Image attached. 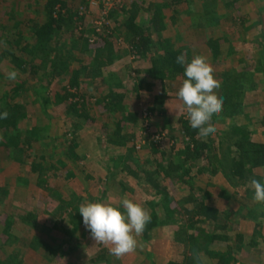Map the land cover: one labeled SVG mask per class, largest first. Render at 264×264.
<instances>
[{"label":"rangeland","instance_id":"obj_1","mask_svg":"<svg viewBox=\"0 0 264 264\" xmlns=\"http://www.w3.org/2000/svg\"><path fill=\"white\" fill-rule=\"evenodd\" d=\"M45 1L0 0V96L9 91L6 98L20 103L26 113L16 128H0V264H217L187 239L192 232L204 244L203 228L222 236L209 248L229 254L228 245L232 246L233 264H264V204L254 201L250 186L251 179L264 183V170L253 169L247 183L237 184L227 177L228 147L241 137L234 131L244 128L254 141H264V0H67L81 20L77 26H65L59 41L52 44L75 57L72 68L81 71L78 88L68 84L72 72L50 81L48 61L33 76L5 56L11 46L7 33L22 29L19 35L31 42L34 27L45 19ZM163 2L171 6L164 9L166 29L158 32V26H153V42L169 37L176 47L188 49L191 59L206 57L223 99L222 112L211 121L215 134L202 139L197 131V137L209 144V155L220 154L225 167L204 174L195 168L194 176L184 180L167 176L166 170L173 168L164 170L159 162L176 165L190 142L181 125L187 113L177 96L186 77L162 81L153 76L151 57L135 54L125 26L134 8L138 22L147 24L153 6ZM16 19L22 22L18 26ZM84 35L91 53L78 50ZM217 36L224 38L220 56H214L207 44ZM104 37L113 44L114 61L100 73H93L92 66L84 70ZM12 70L20 79H8ZM22 78L28 81L25 87L13 89ZM234 82L241 87L239 97L223 98ZM68 90L75 94L68 95ZM65 95L69 97L62 99ZM74 101L85 106L90 119L68 108ZM118 122L128 141L121 146L109 141ZM198 162V167L207 163ZM199 189L221 211L215 223L202 222L198 215L191 219L184 211L194 206ZM125 196L150 215L156 210L158 222L149 229L146 225L134 252L116 259L109 253L110 246L91 238L78 209L97 201L115 206ZM62 200L75 206L74 221L63 210L61 220L56 217L60 211L56 205ZM180 227L184 235L176 234Z\"/></svg>","mask_w":264,"mask_h":264},{"label":"trees","instance_id":"obj_2","mask_svg":"<svg viewBox=\"0 0 264 264\" xmlns=\"http://www.w3.org/2000/svg\"><path fill=\"white\" fill-rule=\"evenodd\" d=\"M180 2V0H176ZM166 7H171L170 3L163 2L158 3L153 6L152 16L149 19V23L143 24L138 22V10L137 8H133L134 10L130 11V15L125 21L126 28L130 31L131 42L133 43V50L135 54L141 57H151L152 68L149 69V72L153 73L157 79L165 81V79L174 78L175 76L184 74V66L176 63V58L180 54H184L186 56V61L190 62V51L186 48H178L173 44V41L169 37H159L157 43L153 42V36L151 33L153 26H158L156 30L159 32L161 30L166 29V23L164 19L166 18V14L164 9ZM152 11L151 8H149ZM43 13L45 19L38 26L36 25L34 28V35L31 42L19 35V31H15L13 33H7V41L10 43V47L5 50V56L9 58L10 61L16 63L17 67L25 74L30 72L31 75L36 76L37 72L43 67L46 66V62L48 61L51 66V80H54L58 77H61L64 74H68L72 72L71 79H69V85L73 88H78L79 79L81 71L78 68H72L71 59H75L72 57L73 55L65 49L66 52H59L58 45L56 49L53 46L52 41H59L61 36V30L63 28L69 27V25H78V22L81 20L79 16L78 10H73L68 6L67 0H46L44 2ZM22 22L20 20H15V26L20 25ZM33 28V26H32ZM156 31V32H157ZM6 33V32H5ZM264 37V34L262 35ZM220 36L210 37L207 40V44L210 47L214 56H220L223 51V45L221 43ZM99 44L95 46L93 50V59L91 60L89 65H86L84 70L87 71L88 66H92L93 73H100L101 68L104 65L111 64L114 61V48L112 42L107 38H102ZM74 45L76 42L74 41ZM229 48V46H227ZM79 52L88 53L92 52L90 48V41L88 36H82L81 46H78ZM59 52V54H58ZM152 52V55L150 53ZM224 52V51H223ZM64 54V56H63ZM29 75V74H27ZM20 79L19 76L16 77ZM22 82H17L16 86L13 89L20 90L25 87L28 81L26 78H22ZM240 85L238 83H230L229 88L226 90V93L223 98L230 97V99L239 97ZM69 91V90H68ZM9 91L4 90L0 96V113H3L5 110L9 113L7 119H0V128L9 129L16 128L18 123L25 119L26 113L22 110V106L20 103L16 102L12 104L6 97L8 96ZM75 92H68V95H74ZM69 96L65 95L62 99L67 98ZM84 100L81 102L83 103ZM163 103V100L162 102ZM85 106H80L79 101H74L69 105L68 108H71L75 111V113L84 117L85 119H90V115L87 110L84 108ZM132 118H135L136 115L131 114ZM182 127L188 131L190 142L187 145V149L185 151L184 157L178 162L176 165L174 161H170L167 166H164L162 162H159V166L164 170L169 168H173L171 170H166V175L171 176L172 178H180L185 179L187 176H194L192 174L193 170L196 168L198 174L210 173L211 170L213 172H217L219 167H225L224 164H221V156L218 152L215 151L216 156L209 155L211 152V148L206 140H199L197 137L196 129L190 127L188 118L181 120ZM121 123L118 122V126L116 130L112 133L109 141L117 146L125 145L128 141L126 138V133L124 132V128L120 127ZM234 132H239L241 137L228 148L230 150L231 163H229V172L227 173V177L231 180H235L237 184L239 183H247L251 179V174L253 173V169L261 168L264 170V141L257 140L254 141L251 136V132L242 129H237ZM166 152L163 151L162 154L165 156ZM226 156V155H225ZM206 160L207 163L205 166L198 167V161ZM225 160H229L228 158ZM34 166V165H32ZM167 167V168H166ZM36 169V168H34ZM201 193H197L198 197L193 199L194 206L191 209H185V213L191 216H199L200 221L207 223H215L216 220L219 219L221 215V211L219 207L216 205H211L209 202L208 193L203 191ZM207 193V194H206ZM56 207L60 210L56 213V217L60 220L62 218V210L66 212L68 218L75 219L77 215V211L75 206L71 202H66V200L60 201V204H57ZM161 207V206H159ZM167 206H164L166 208ZM171 209V208H170ZM175 211L171 209L170 212ZM169 213V212H168ZM167 213V214H168ZM158 214L155 211L151 214V221L147 224V228L149 229L152 224L158 222ZM59 223V222H57ZM193 224H190L188 229H191ZM260 223H256L254 231L259 232L258 227ZM203 234L205 235L206 242L204 244H199L201 242L199 240L201 238L200 235L194 234L192 232L188 233L190 242L196 243L198 245V250H204L205 254L213 257L217 260V264H233L234 261L230 260L232 252V246L228 245V252L226 254L222 249L209 248L210 245L216 240L221 239L222 236H217L214 233L207 232L204 228L202 229ZM176 234L184 235L181 227L176 230ZM228 238L227 236H223ZM205 247L204 249H201ZM233 256V255H232ZM232 261V262H231ZM191 263V262H190ZM176 264V263H172ZM187 264V263H181ZM199 264V263H197Z\"/></svg>","mask_w":264,"mask_h":264},{"label":"clouds","instance_id":"obj_3","mask_svg":"<svg viewBox=\"0 0 264 264\" xmlns=\"http://www.w3.org/2000/svg\"><path fill=\"white\" fill-rule=\"evenodd\" d=\"M176 63L184 66L186 77L177 96L182 101L190 127L198 130L200 138L206 139L216 132L211 123L212 117L223 110V99L217 94L220 82L214 77L207 58L202 55H196L187 62L186 56L180 54ZM17 75L15 70L7 73L8 79H15ZM8 115L5 110L0 113V119H7ZM250 186L254 190V201L264 204V183L251 179ZM121 206L123 211L120 210ZM78 210L91 238L95 243L110 246L109 253L116 259L136 250L139 244L137 237L143 234L151 221L150 213L127 196L115 206L106 202H87L81 204Z\"/></svg>","mask_w":264,"mask_h":264}]
</instances>
